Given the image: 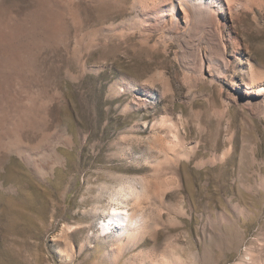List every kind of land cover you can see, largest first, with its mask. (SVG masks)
<instances>
[{"label":"rangeland","instance_id":"374dc122","mask_svg":"<svg viewBox=\"0 0 264 264\" xmlns=\"http://www.w3.org/2000/svg\"><path fill=\"white\" fill-rule=\"evenodd\" d=\"M200 6L0 0V264H264V0Z\"/></svg>","mask_w":264,"mask_h":264},{"label":"bare ground","instance_id":"6f19581e","mask_svg":"<svg viewBox=\"0 0 264 264\" xmlns=\"http://www.w3.org/2000/svg\"><path fill=\"white\" fill-rule=\"evenodd\" d=\"M187 2L191 9L197 11L203 9L200 6V3L205 4L206 0H187ZM109 216V223L101 225L102 232L107 235L108 233H111L110 230L112 228H117L119 238L135 233L138 230V225L141 221L139 217H130L125 210L112 209Z\"/></svg>","mask_w":264,"mask_h":264}]
</instances>
